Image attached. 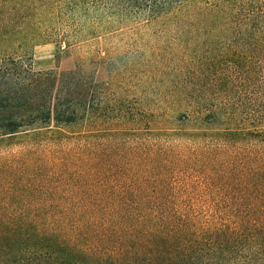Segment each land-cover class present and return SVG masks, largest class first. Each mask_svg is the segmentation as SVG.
Returning <instances> with one entry per match:
<instances>
[{"label":"trees","instance_id":"16d2710c","mask_svg":"<svg viewBox=\"0 0 264 264\" xmlns=\"http://www.w3.org/2000/svg\"><path fill=\"white\" fill-rule=\"evenodd\" d=\"M37 1L20 19L69 45L144 18L241 35L264 76V0ZM31 60L0 58V264H264V97L245 123L183 99L177 129H103L102 84Z\"/></svg>","mask_w":264,"mask_h":264},{"label":"rangeland","instance_id":"374dc122","mask_svg":"<svg viewBox=\"0 0 264 264\" xmlns=\"http://www.w3.org/2000/svg\"><path fill=\"white\" fill-rule=\"evenodd\" d=\"M40 6L37 0H0V58L17 56L27 61L31 56L35 71H70L79 64L89 80L93 77L102 84V109H107L114 124H102L103 129L131 133L177 129L189 105L183 99L196 107L221 105L242 117V123L260 111L262 66L257 47L245 45L241 35L125 17L115 20L114 29L85 35L69 45L60 36L32 31L41 22L39 17L20 19L18 11L24 7L35 15H47L44 9L37 10ZM41 25L47 28L46 22ZM230 37H235V44L228 42ZM243 53L255 56L251 69L229 56L239 58Z\"/></svg>","mask_w":264,"mask_h":264}]
</instances>
